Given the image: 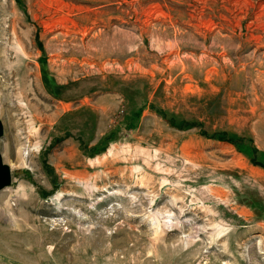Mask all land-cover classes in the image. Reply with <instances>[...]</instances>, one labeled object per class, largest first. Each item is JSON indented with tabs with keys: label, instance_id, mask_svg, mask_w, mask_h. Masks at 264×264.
Instances as JSON below:
<instances>
[{
	"label": "rangeland",
	"instance_id": "1",
	"mask_svg": "<svg viewBox=\"0 0 264 264\" xmlns=\"http://www.w3.org/2000/svg\"><path fill=\"white\" fill-rule=\"evenodd\" d=\"M0 264H264V0H0Z\"/></svg>",
	"mask_w": 264,
	"mask_h": 264
},
{
	"label": "water",
	"instance_id": "2",
	"mask_svg": "<svg viewBox=\"0 0 264 264\" xmlns=\"http://www.w3.org/2000/svg\"><path fill=\"white\" fill-rule=\"evenodd\" d=\"M1 134H2V124L0 122V136ZM9 182H10L9 168L6 164L2 162V159L0 156V189L8 186Z\"/></svg>",
	"mask_w": 264,
	"mask_h": 264
}]
</instances>
